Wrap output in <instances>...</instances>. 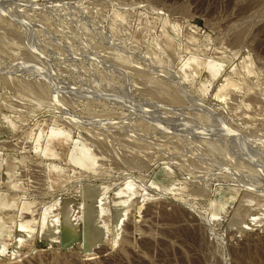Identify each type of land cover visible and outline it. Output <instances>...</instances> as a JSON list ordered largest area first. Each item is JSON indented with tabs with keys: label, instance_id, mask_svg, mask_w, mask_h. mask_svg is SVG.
<instances>
[{
	"label": "rangeland",
	"instance_id": "obj_1",
	"mask_svg": "<svg viewBox=\"0 0 264 264\" xmlns=\"http://www.w3.org/2000/svg\"><path fill=\"white\" fill-rule=\"evenodd\" d=\"M0 163V264H264V0H0Z\"/></svg>",
	"mask_w": 264,
	"mask_h": 264
},
{
	"label": "bare ground",
	"instance_id": "obj_2",
	"mask_svg": "<svg viewBox=\"0 0 264 264\" xmlns=\"http://www.w3.org/2000/svg\"><path fill=\"white\" fill-rule=\"evenodd\" d=\"M199 56V55H198ZM203 56V55H202ZM191 60V59H190ZM188 62V60H187ZM52 130V129H51ZM51 139H58L60 140L61 142L63 143H67L68 144V152H71L72 148H74L73 146L77 143L76 141H74V139L72 138L71 134L66 132V131H57V132H50L49 133V136L47 137V139L44 141V147H43V153L44 154H47V149H46V144L51 141ZM82 148V147H81ZM82 150V149H81ZM67 152V153H68ZM81 152V151H80ZM77 153V152H76ZM68 155V154H67ZM85 156H86V153H85ZM81 159V158H80ZM85 159V158H84ZM77 161V160H76ZM1 164V163H0ZM86 168H89L90 165H84ZM50 171H56V168L57 166L55 165H48ZM61 168V166H60ZM13 169V168H12ZM13 171V170H12ZM85 195H87V192L85 193ZM86 202V201H85ZM97 200L96 201H92V202H89V203H85L84 205V215H85V218H84V222H89L90 220H92L94 217H97V216H100V212L98 211L97 209ZM125 201H120L118 202L114 207L116 208V211H115V215H114V219H115V225L116 226H119L120 223L123 221L124 219V214H126V210H123V209H118V207L122 204H124ZM4 204V203H3ZM257 213V212H256ZM45 214V212H44ZM64 215H65V220L66 222L69 223V219H68V216H67V209H66V206H65V210H64ZM250 216H255V212L254 211H251L249 213H247L245 215V219L243 220H240L235 226L238 227L239 229L244 225V221L249 217L251 218ZM52 218V217H51ZM54 220V219H53ZM20 221V220H19ZM247 221V220H246ZM35 224L36 222L34 220H27V221H24V222H18V225L16 226L17 228V232H19L20 235L24 236V237H28V238H32L34 237V233L37 231H35ZM70 225V229H66L65 232H66V236H65V243H69L71 242L74 238H76L77 236V233L75 231V227L72 223H69ZM58 226L56 225V222L55 221H47L45 222V225L39 230V233H37V235L35 236L36 239H49V238H52L55 234L56 231V228ZM246 227V226H245ZM58 229V228H57ZM2 231V230H0ZM4 232V230H3ZM0 252H4L2 249H0Z\"/></svg>",
	"mask_w": 264,
	"mask_h": 264
}]
</instances>
